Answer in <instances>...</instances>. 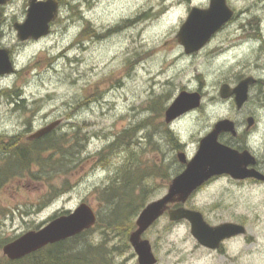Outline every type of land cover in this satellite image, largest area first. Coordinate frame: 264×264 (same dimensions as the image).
I'll return each instance as SVG.
<instances>
[{"label": "rangeland", "instance_id": "374dc122", "mask_svg": "<svg viewBox=\"0 0 264 264\" xmlns=\"http://www.w3.org/2000/svg\"><path fill=\"white\" fill-rule=\"evenodd\" d=\"M227 3L236 17L217 32L214 47L205 46L191 56L180 55L175 34L190 10L206 8L209 0H74L62 32L54 31L22 50L14 78L26 105L15 115L3 108V128L19 132L33 117L36 126L46 115L48 124L60 125L50 135L51 149L40 166L19 173L16 161L4 162L3 170L11 172L3 175L0 187V262L5 244L82 203L96 215L104 214L98 193L126 166L144 172L147 203L162 198L174 172L168 131L185 144L186 154H193L199 138L218 120L251 115L257 120L254 144L264 162V104L252 93L244 112L237 113L218 98L219 83L233 84L238 73H247L241 68L254 60L247 51L250 44L226 46L237 45L239 36L253 37L250 26L264 27V0ZM119 26L98 41L96 34ZM73 43L75 48L70 47ZM61 54L67 57L50 62ZM184 87L200 90L205 100L198 110L168 125L161 109ZM131 128L134 132L106 150ZM173 165L181 171L178 161ZM151 173L154 176L147 175ZM185 206L200 211L212 225L243 224L246 234L225 243L221 251H209L192 237L187 222L172 223L165 215L143 235L156 264H264V186L239 187L218 180ZM87 239L93 245L107 240L109 248L123 245L115 235L103 236L98 227ZM113 256L115 264H138L131 247Z\"/></svg>", "mask_w": 264, "mask_h": 264}, {"label": "water", "instance_id": "95a60500", "mask_svg": "<svg viewBox=\"0 0 264 264\" xmlns=\"http://www.w3.org/2000/svg\"><path fill=\"white\" fill-rule=\"evenodd\" d=\"M7 0H0V4ZM56 14L55 3H30L26 21L16 26L18 39L38 40L49 33L48 24ZM233 11L226 4V0H209L206 9L192 8L185 22L177 34V42L186 54L198 52L209 39L230 21ZM3 52V53H2ZM0 52V74L12 73V67L7 60L5 51ZM254 81L250 77L244 79L232 91L226 86L220 90L221 98L235 96V104L240 109L248 98V88ZM198 93L181 92L173 103L166 109L164 121L170 124L188 111L199 107ZM248 126L253 120L248 119ZM60 125L59 121L52 122L37 131L32 138L36 139L54 131ZM223 133L236 135L234 123L228 119L218 121L211 132L199 141L196 155L186 162L185 155L179 154L185 170L177 175L168 188L167 193L160 199L148 203L135 220V229L129 234L128 242L137 257L138 264H156L151 245L143 235L165 213L170 222L182 220L190 224L192 237L202 247L217 250L225 239L243 236L245 227L233 223H223L217 226L207 224L201 213L185 209L171 208L172 205L185 204L189 197L204 183L215 176L229 175L235 180L255 178L264 181V175L254 169L247 170L248 165L255 164V158L247 151L239 153L218 141ZM97 216L93 209L85 203L80 204L74 211L58 216L37 231H29L2 248L3 255L10 261L20 260L35 253L48 245L73 238L90 230L96 224Z\"/></svg>", "mask_w": 264, "mask_h": 264}, {"label": "flooded vegetation", "instance_id": "af4514ba", "mask_svg": "<svg viewBox=\"0 0 264 264\" xmlns=\"http://www.w3.org/2000/svg\"><path fill=\"white\" fill-rule=\"evenodd\" d=\"M52 2L55 3L57 13L55 14V17L50 23L49 26V36L45 38H41L39 40H25L21 41L18 39L16 26L22 25L27 18L28 10L30 8V3L38 4V3H46V2ZM74 2V0H7L5 3L0 4V52L5 51L7 60L10 62L13 72L9 74H0V112H2L3 108L7 109V112L11 115H15L19 113V110L24 108L26 105L25 100L23 96L20 94L19 90L16 88V83L18 78H14L17 74V64H19L20 60V53L22 50H25L28 47H35V45L41 43V41H44L48 39V37L51 36L52 32H62V27H65L67 24V14L69 6ZM236 17V15H235ZM224 31L226 27L223 28ZM240 29H248L245 27H241ZM250 29L252 32L250 33L253 35V37L249 35L245 36H239V41L237 45H234L235 43L229 42L226 47L237 48L239 46L245 45L246 47L250 44V47L247 48V51L253 52L254 54V60H249V67L247 69L241 68L240 71H245L247 73H238L239 78H233L232 82L233 84L222 82L225 80H222L219 83L218 86V98L219 101L222 103H230L232 107L237 111V113H243L244 108L247 104V102L251 99V94L253 93V96L257 98V102L264 104V27L262 26H256L252 27L250 26ZM217 34V33H216ZM216 34H214L211 38V41L206 45V48L208 47H214L215 45L212 43L214 39L217 37ZM12 39V40H11ZM175 42V41H174ZM69 47V46H68ZM176 47L181 49V47L176 42ZM3 53V52H2ZM24 53H22L23 55ZM181 53L180 55L182 57L186 56L185 54ZM62 58H66L65 54H61ZM192 55V54H191ZM187 55V56H191ZM33 55H30V58H32ZM58 57L52 58L51 60H56ZM0 61H2V58L0 56ZM247 77H252L254 83L251 84L248 88V100L246 103L243 104V106L240 109H237L235 104V96L231 95L230 97L223 99L220 96V90L223 86H226L230 91L234 90L241 81L244 79H247ZM183 89L190 90L188 87H184ZM201 96V102H203V99L205 100L204 93H202L200 90H197ZM200 108V107H199ZM6 112V113H7ZM247 114V113H246ZM1 115V114H0ZM47 115L44 117V120L40 122L38 125H34V121L36 120V116L33 117L30 122L25 125L22 130L18 132L10 134V131L3 128V122L2 117L0 116V187L3 185V168H4V162H17L20 160H38V161H45L48 156L45 154L50 150V135H46L42 138L33 139L31 138V135L42 128L47 121ZM243 117V116H242ZM228 119V118H226ZM248 119L253 120L252 126H248ZM34 120V121H33ZM234 122L236 135H232L231 133H223L220 134L218 137V140L220 143L230 147L231 149H234L238 151L239 153L247 151L250 153L251 156L255 158V164L254 165H248L247 170L255 169L262 174H264V162H260L259 158V152L258 149L255 147L254 144V135L257 130V120L254 116H246L245 118H241L240 120H232ZM24 123H27L26 120ZM35 142H38L39 145V151L40 154L35 155H22L18 154L17 152L19 149L29 147L35 150ZM175 142L169 143L170 145V152L173 156V159L171 162V165L173 166V174L179 173L180 170L176 168L175 162L179 163V160L177 158L178 153H184L187 158H191L193 154L188 153L186 154L185 144L181 142ZM198 147V143H197ZM172 161L174 162L172 164ZM264 161V159H263ZM180 164V163H179ZM181 171L184 169L185 166L181 165ZM218 180H224L232 185L235 186H254V187H262L264 186V181H258L254 178L250 179H244V180H234L230 176L223 175L219 177L212 178L209 182H207L201 189L205 188L211 183H214ZM169 185V183H168ZM260 185V186H258ZM199 189L198 191H200ZM179 207L178 205L173 206V208ZM191 210H195L194 208H189ZM235 224H240L237 222H232ZM234 238L228 239L224 241L220 247L222 250V247L225 243L233 240ZM219 249V251H221Z\"/></svg>", "mask_w": 264, "mask_h": 264}, {"label": "trees", "instance_id": "16d2710c", "mask_svg": "<svg viewBox=\"0 0 264 264\" xmlns=\"http://www.w3.org/2000/svg\"><path fill=\"white\" fill-rule=\"evenodd\" d=\"M161 111H164L161 109ZM134 132V129L124 131L117 142L106 148L109 149L123 141L125 135ZM52 137V136H51ZM53 139V138H52ZM39 143L35 142V150L29 147L20 148L18 154H40ZM55 145L53 148H56ZM104 153V152H103ZM103 153L101 155H103ZM42 162L37 159L17 161L18 171H30L31 166H40ZM16 165V164H15ZM126 166L120 174H117L110 183L99 191L100 204L104 208V214L98 212L97 222L94 226L102 229V235H115L120 238L123 245L107 246V240L98 245L88 241L92 229L81 233L73 238L48 245L45 248L32 253L20 260L10 261L6 258L0 264H115L113 254L128 248V236L135 229V218L147 204V192L142 186V170L132 171ZM147 175H153L147 174Z\"/></svg>", "mask_w": 264, "mask_h": 264}, {"label": "bare ground", "instance_id": "6f19581e", "mask_svg": "<svg viewBox=\"0 0 264 264\" xmlns=\"http://www.w3.org/2000/svg\"><path fill=\"white\" fill-rule=\"evenodd\" d=\"M242 14H243V13H242ZM174 144H176V142H175Z\"/></svg>", "mask_w": 264, "mask_h": 264}]
</instances>
